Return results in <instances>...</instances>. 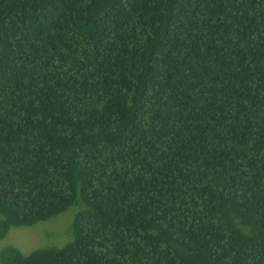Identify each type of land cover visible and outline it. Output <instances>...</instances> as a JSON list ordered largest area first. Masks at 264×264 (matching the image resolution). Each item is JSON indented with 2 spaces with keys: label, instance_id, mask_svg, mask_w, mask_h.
<instances>
[{
  "label": "trees",
  "instance_id": "obj_1",
  "mask_svg": "<svg viewBox=\"0 0 264 264\" xmlns=\"http://www.w3.org/2000/svg\"><path fill=\"white\" fill-rule=\"evenodd\" d=\"M0 264H264V0H0Z\"/></svg>",
  "mask_w": 264,
  "mask_h": 264
},
{
  "label": "rangeland",
  "instance_id": "obj_2",
  "mask_svg": "<svg viewBox=\"0 0 264 264\" xmlns=\"http://www.w3.org/2000/svg\"><path fill=\"white\" fill-rule=\"evenodd\" d=\"M72 213H63L47 222L32 227L11 228L0 240V249L6 245L15 246L24 255L45 247H61L69 240L68 230Z\"/></svg>",
  "mask_w": 264,
  "mask_h": 264
}]
</instances>
